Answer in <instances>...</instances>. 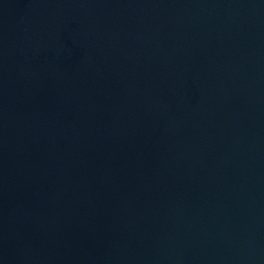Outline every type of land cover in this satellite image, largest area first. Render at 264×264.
Here are the masks:
<instances>
[{
	"label": "water",
	"instance_id": "water-1",
	"mask_svg": "<svg viewBox=\"0 0 264 264\" xmlns=\"http://www.w3.org/2000/svg\"><path fill=\"white\" fill-rule=\"evenodd\" d=\"M0 264H264V0H0Z\"/></svg>",
	"mask_w": 264,
	"mask_h": 264
}]
</instances>
